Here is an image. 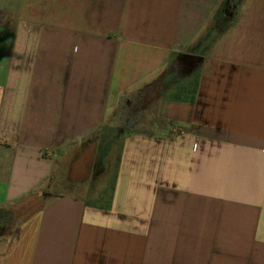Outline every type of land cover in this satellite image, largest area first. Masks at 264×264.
Instances as JSON below:
<instances>
[{
    "label": "crops",
    "instance_id": "0c3cea01",
    "mask_svg": "<svg viewBox=\"0 0 264 264\" xmlns=\"http://www.w3.org/2000/svg\"><path fill=\"white\" fill-rule=\"evenodd\" d=\"M130 98L112 198L55 195ZM0 211V264H264V0H0Z\"/></svg>",
    "mask_w": 264,
    "mask_h": 264
},
{
    "label": "rangeland",
    "instance_id": "374dc122",
    "mask_svg": "<svg viewBox=\"0 0 264 264\" xmlns=\"http://www.w3.org/2000/svg\"><path fill=\"white\" fill-rule=\"evenodd\" d=\"M243 1L245 0H234V7L239 8ZM196 51L203 54L204 52H207L208 49ZM173 73L171 75L173 80H169V82L176 80V76ZM191 82H193V80ZM172 83L168 85L169 87L167 90L170 89ZM127 100H131L132 105H127ZM144 108L143 103L137 98L124 99L118 108L114 125L112 124V121L108 122V125L106 126L107 129L103 130V136L101 138L109 142V144L100 145L99 154L97 156L99 157V165L96 168L97 172L95 171V177H93V179L87 184L73 185L68 181L66 174L59 175L58 178H55L52 192L55 195H76L84 198L85 202L91 205H106L110 200L111 187L113 186L117 173V165L121 149L120 137L123 138L129 131H145L146 128L142 127L144 126L143 124L147 125V123H153L154 110L150 107L146 109ZM103 152H105V154H103ZM102 155H105L103 161ZM97 174H99V176ZM1 213L3 212L0 211V218L3 221L2 225L4 227V220L7 219L8 216L6 213L4 215ZM4 228L6 230V227Z\"/></svg>",
    "mask_w": 264,
    "mask_h": 264
},
{
    "label": "trees",
    "instance_id": "16d2710c",
    "mask_svg": "<svg viewBox=\"0 0 264 264\" xmlns=\"http://www.w3.org/2000/svg\"><path fill=\"white\" fill-rule=\"evenodd\" d=\"M198 80H199V72H197L196 75H193V82H190L189 86H186L183 89H180V90H185V91L189 90L190 94L188 96L184 97L185 101H189V102L194 101V97H195V94H196L197 89H198ZM176 95H177L176 97H178V99H181V96H179L180 93L177 92ZM113 190H114V184L111 187V197L110 198H112Z\"/></svg>",
    "mask_w": 264,
    "mask_h": 264
},
{
    "label": "built area",
    "instance_id": "2783aa9c",
    "mask_svg": "<svg viewBox=\"0 0 264 264\" xmlns=\"http://www.w3.org/2000/svg\"><path fill=\"white\" fill-rule=\"evenodd\" d=\"M47 152H48L49 158H55L56 155H55V152L53 150H48Z\"/></svg>",
    "mask_w": 264,
    "mask_h": 264
},
{
    "label": "flooded vegetation",
    "instance_id": "af4514ba",
    "mask_svg": "<svg viewBox=\"0 0 264 264\" xmlns=\"http://www.w3.org/2000/svg\"><path fill=\"white\" fill-rule=\"evenodd\" d=\"M91 167H92V169L94 170V172H95V171L97 172L96 168L98 167V165H97L96 163L93 164Z\"/></svg>",
    "mask_w": 264,
    "mask_h": 264
}]
</instances>
